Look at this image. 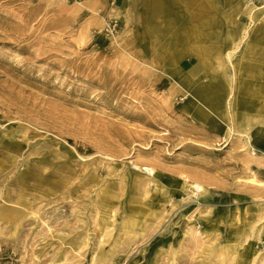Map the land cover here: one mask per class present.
I'll return each mask as SVG.
<instances>
[{"label": "rangeland", "instance_id": "rangeland-1", "mask_svg": "<svg viewBox=\"0 0 264 264\" xmlns=\"http://www.w3.org/2000/svg\"><path fill=\"white\" fill-rule=\"evenodd\" d=\"M123 1L0 0V264H264V96L229 63L264 0L235 18L215 114ZM178 67L206 82L194 55Z\"/></svg>", "mask_w": 264, "mask_h": 264}, {"label": "bare ground", "instance_id": "bare-ground-1", "mask_svg": "<svg viewBox=\"0 0 264 264\" xmlns=\"http://www.w3.org/2000/svg\"><path fill=\"white\" fill-rule=\"evenodd\" d=\"M247 0H144L149 7L154 25V56L156 64L162 71L182 88H191L199 100L204 102L209 114L230 103L226 98L225 76L226 60L230 59L236 48L239 23L235 20L242 13ZM119 11L129 10L130 6L123 1L117 5ZM247 43L241 57L234 63L229 62L235 69L234 75L237 88L264 96V22L255 25L247 36ZM192 54L206 68V82L192 80L178 69L181 56ZM262 80V88L259 83ZM262 89V90H261ZM186 90V89H185ZM190 96L191 93L187 91ZM190 100V98H188ZM239 105L244 100L236 99ZM255 102H246L251 108ZM225 132L229 126L225 125ZM153 172L152 168H146ZM251 182L255 179L251 178ZM196 191L201 186L194 184ZM0 212L5 217H15V210L2 208Z\"/></svg>", "mask_w": 264, "mask_h": 264}, {"label": "trees", "instance_id": "trees-1", "mask_svg": "<svg viewBox=\"0 0 264 264\" xmlns=\"http://www.w3.org/2000/svg\"><path fill=\"white\" fill-rule=\"evenodd\" d=\"M1 264H8V263H3V262H1Z\"/></svg>", "mask_w": 264, "mask_h": 264}, {"label": "crops", "instance_id": "crops-1", "mask_svg": "<svg viewBox=\"0 0 264 264\" xmlns=\"http://www.w3.org/2000/svg\"><path fill=\"white\" fill-rule=\"evenodd\" d=\"M122 2H123V0H122Z\"/></svg>", "mask_w": 264, "mask_h": 264}]
</instances>
